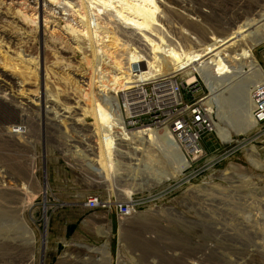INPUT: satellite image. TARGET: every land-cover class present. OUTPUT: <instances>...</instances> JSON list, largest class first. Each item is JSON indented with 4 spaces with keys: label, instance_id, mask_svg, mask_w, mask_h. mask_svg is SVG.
Wrapping results in <instances>:
<instances>
[{
    "label": "rangeland",
    "instance_id": "1",
    "mask_svg": "<svg viewBox=\"0 0 264 264\" xmlns=\"http://www.w3.org/2000/svg\"><path fill=\"white\" fill-rule=\"evenodd\" d=\"M35 1L0 0V264H264V126L252 119L250 94L264 83V30L240 25L241 18L262 19L264 0H153L155 21L145 32L131 27L117 0ZM35 10L38 28L22 24L17 13ZM85 23L92 35L114 29L130 38L133 45L119 37L113 55L120 71L103 54L106 45L94 41L91 56ZM107 37L98 40L107 44ZM211 46L247 55L209 53L194 62ZM219 59L223 75L213 73ZM100 69L109 85L177 74L183 100L203 103L211 116L198 177L174 135L148 128L147 140L120 125L115 85L104 91L95 81L85 96L92 70ZM90 194L132 198L135 213L111 231L110 221L85 207ZM81 218L91 232L65 237Z\"/></svg>",
    "mask_w": 264,
    "mask_h": 264
},
{
    "label": "built area",
    "instance_id": "2",
    "mask_svg": "<svg viewBox=\"0 0 264 264\" xmlns=\"http://www.w3.org/2000/svg\"><path fill=\"white\" fill-rule=\"evenodd\" d=\"M135 67L139 69L138 64ZM176 76L161 74L119 93V113L126 130L152 127L174 135L186 148L188 156H192L193 178H196L202 173L200 165L206 161H201L206 158V153L199 144L200 138L203 133L212 131V121L203 103L183 100L181 91L185 87ZM198 77L204 79L200 75ZM251 91L252 118L257 126H264V83L253 86ZM218 162H212L210 170L213 173H216L214 167ZM84 205L92 212L103 213L107 219L114 215L118 222L135 213L132 198L111 201L90 194L85 197Z\"/></svg>",
    "mask_w": 264,
    "mask_h": 264
},
{
    "label": "bare ground",
    "instance_id": "3",
    "mask_svg": "<svg viewBox=\"0 0 264 264\" xmlns=\"http://www.w3.org/2000/svg\"><path fill=\"white\" fill-rule=\"evenodd\" d=\"M117 1H118V3L120 2V6H121V12L120 13H124L125 15H128L130 17V19L127 20V21L134 23L133 25H131V27H133L134 25L137 24L136 26L138 28H142L144 30V32L147 31V29H151L152 28V23L155 21V11L157 10V4L153 0H117ZM40 2H45V0H40ZM35 5L36 6L38 5V0L35 1ZM85 8H86L85 6L82 7V9H84V10H85ZM258 12H260L259 15L262 18L261 20H258L255 17L254 18H247V17L241 18V24L240 25H242V23L245 25V28H244L245 31L250 32V33H254V32H256L255 28L258 27V26H259V28L261 27L264 30V10H260ZM17 14L20 15L21 19H23L22 20L23 22H21L22 24L24 22H27V23L32 24V25L34 24L36 26V28H38L37 27L38 26L37 19L36 18L33 19V17H37V15L39 14L37 10L33 11V13L31 15H29V16H27L26 14H23V13H17ZM44 17H45V13L43 12V18ZM254 22H257L258 25L257 26H254L253 25ZM39 27H40V25H39ZM85 27H86L88 39L91 41V43H90V46H91V49H92L91 56L94 58V60H95L94 49L96 48V45L94 46V43L93 42L94 41L95 42L98 41L102 45H106L104 47L105 50L103 51V54L105 55L106 59L109 60V62L111 63V65H113V67L115 69H117L118 71H120V69H121L120 68L121 63L113 55H114L115 50L118 47V44L117 43H118V41H120L119 37L122 38V40L124 41V43H131L133 45V43L131 42L130 38H128V36H126L125 33H118L114 29H100V27L98 28V30L100 29L99 30L100 33H97L96 35H92L91 29H90L88 23H85ZM44 29L45 28H43V30ZM133 30H136V29H133ZM69 33H71V34L74 35V34H76L78 32H76V30L74 28H70L69 29ZM2 34H3V31H0V36ZM101 34L108 36L107 38H108V41L109 42L107 44L102 43V41H103L104 38H102V40H100V41L98 40V37ZM145 38L148 40V42H150V43L153 42V40H149L148 37H145ZM42 41H43V39H42ZM43 42H44L43 44H45V40ZM154 42H155V40H154ZM62 44H64V47L61 48L60 50H61V52L66 53L67 49H69L71 47H69L67 45V42L64 43V41L62 42ZM77 45H79V44H77ZM109 48H113V50H110ZM136 48L139 49L138 47H136ZM224 48H226V47L214 48L213 46H211L208 49L209 52H207L208 51L207 49L203 50L202 53L197 52V53H195V55L193 57L194 58V62L201 61L203 59L202 58L203 57L202 55H206V54L208 55L209 53H210L209 55H212L213 56V55H215V54H217V53L220 52L221 53V56H224V58L229 57L231 54H235L236 60L243 59L247 55V53H245V52H243V51H241L239 49H237L236 51H234V53H232V52H230V48L231 47H228L225 50H223ZM101 49H103V47H101ZM160 50H161V46L159 44L158 45H154L151 48V51L152 52H154V51H160ZM139 51H140V53H143V47H141V49H139ZM176 55H177V57H180L177 53H176ZM85 60H86V57L84 58L83 61L85 62ZM222 61H223V59L217 60V63H215L214 64V67L212 68L213 69V73H216V75L217 74L218 75H223V74L227 73V68H226V66L224 65V63ZM88 62L89 61H87V63ZM182 62H184V60L183 61L182 60L179 61L180 66L183 64ZM176 63H178V61H176ZM138 65H139V69L140 68H143V66H141V64H138ZM135 66H136V64L134 65V68H135L136 71H138L139 69H136L137 67H135ZM92 71H93V73L91 74V76L89 75L90 78H89V81H88L89 82V87H90V90H89L90 92L88 93V95H85V96H89V95L92 96V94H93L92 86L95 85V84H93V82H95V81H99V85H101L100 87L104 88V91H105V89H110L112 86L115 85L114 90L116 92H118V93H121V92H123V91H125L127 89H130V86L132 88V87L136 86L140 82L153 79V77L152 78L144 77L143 79H141V81H139V82H137L135 84H131L130 86H128V84H126V85L122 84L123 81L120 79V80H113V83L111 85H109V83L106 82L107 77L104 78L103 76H100L99 75L100 74V71H102V69H100L98 71H95V70H92ZM158 71H163V68L162 69H159ZM172 72L173 71H171V73ZM82 75H84V74H82ZM128 77L129 76H127V78H125L124 80L127 81L128 80ZM103 78L106 79V80H103ZM255 85H257V84H255ZM124 86H128V87L125 90H121V88L124 87ZM79 88H81V87L79 86ZM80 90L81 89H79V93H81ZM250 94H251V92H250ZM99 101H102L103 102L104 100L101 99V98H99ZM87 102L88 103H91V107L92 108L94 107V104L95 105H98V99H97V97H94V96L92 98H88L87 99ZM14 103H15V106H18V108H20V105H18L15 101H14ZM252 106H253V102H252ZM92 114L95 116V113L94 112ZM120 125L123 127V124H120ZM211 125H212V122H211ZM148 128H152V127H144V128H141L140 130L138 129L137 130V134L138 135H141V137H145L147 140H150L151 133L149 132ZM127 131H134V130H127ZM166 134H168V133H166ZM94 135H95L94 137H96V139H100L101 138L100 137V134H98V132H96V134H94ZM253 150L256 151L255 149H253ZM92 165H93V167L97 166V164L96 165L92 164ZM100 167H102V168H108L109 170L112 168L111 166H103L102 164L100 165ZM178 170L179 169H177V173H180V171H178ZM166 179H168V177ZM45 222H47V220H45ZM45 237H46V233L43 236L44 243H45Z\"/></svg>",
    "mask_w": 264,
    "mask_h": 264
},
{
    "label": "crops",
    "instance_id": "4",
    "mask_svg": "<svg viewBox=\"0 0 264 264\" xmlns=\"http://www.w3.org/2000/svg\"><path fill=\"white\" fill-rule=\"evenodd\" d=\"M95 214H98V215H99V220H100V222H101V220H102L103 218H105L107 221H110V224H111V231H112L115 227L118 226V221H117V219L115 218L114 215H113V216H110V217L107 219L106 216H105L103 213L99 212V211H96V212H92V211H91V213H90V215H95ZM82 221H83V225H82V226H80V224H78V225H73V224L69 225V227H68L67 229H65V231H64V235H65V237H66L67 235H69V237H70L72 240H77V239H78V236H77V235H78L79 232H84L85 235H88V233L91 232V226H92L93 224H91L89 220H86V219H84V218H81V222H82ZM97 225H99V223H98ZM95 227H96V226H95ZM92 229H94V228L92 227ZM111 234H112V233H111ZM111 243H113L112 240H111Z\"/></svg>",
    "mask_w": 264,
    "mask_h": 264
}]
</instances>
